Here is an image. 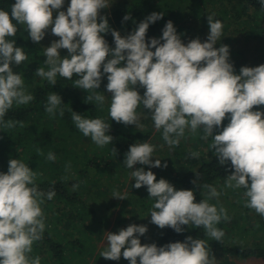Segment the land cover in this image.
I'll use <instances>...</instances> for the list:
<instances>
[{"label": "clouds", "instance_id": "1", "mask_svg": "<svg viewBox=\"0 0 264 264\" xmlns=\"http://www.w3.org/2000/svg\"><path fill=\"white\" fill-rule=\"evenodd\" d=\"M65 0H15L11 12L0 9V126L12 129L22 122L4 120L13 107L27 105L34 97L25 88L22 76L13 70L27 59L22 47L16 46L14 37L17 25L26 26L31 40L39 43L46 30L59 37L44 48V67L35 75L57 83L56 77L74 81V86L89 93L85 102L95 101L103 106L105 96L100 89L107 75V91L111 93L108 115L111 120L125 125L139 123L138 107L142 104L151 112L156 129H163V139L169 146H177L185 131L195 134L202 129V139L212 138L211 148L220 165L231 162L234 169L225 179V187L245 189L242 192L244 206L264 217V111L253 110L264 105V64L256 67L242 66L235 73L230 63L228 45L214 47L222 35L223 24L207 16L209 33L205 42L200 38L182 42L176 28L169 20L162 29V36L146 42L149 25L162 19V13H152L127 36L111 29L106 16L100 10L108 8V0H70L67 11L60 10ZM264 7V0H260ZM54 11H58L53 19ZM131 19L129 15L123 18ZM15 21V23H13ZM111 32L115 47L111 48L104 35ZM163 41V42H161ZM61 49L68 55L61 57ZM152 49H155L154 51ZM110 57V58H109ZM102 69V71H101ZM145 89L143 96L136 86ZM62 98L53 92L47 96L45 111L55 118ZM75 126L84 136H90L99 147L113 140L109 135L111 125L101 118H85L71 110ZM229 122L224 126L225 119ZM216 129H221L218 133ZM114 151H117L116 149ZM154 146L148 142L130 146L124 163L129 169L137 163L151 167H167L161 161H152ZM39 155L44 153L37 149ZM193 158L199 153L192 152ZM48 161H55L53 152ZM67 170V166H66ZM135 188L147 187L155 203L150 210L151 223L159 228H172L177 233L184 225H194L205 230L215 241H221L224 232L216 225L230 221L227 209L210 204L220 192L208 184L198 185L206 189L205 198L197 203L193 190H177L164 178L143 167L132 171ZM37 172L20 159H10L8 171L0 172V264H41V257H32L33 245L44 237L45 216L41 205L52 200L56 191L44 192L36 184ZM193 180V184H197ZM79 187L72 185L73 190ZM113 197L126 199L114 191ZM148 231L145 225L131 224L109 232L107 248L101 253L106 260H120L130 264H217L209 255L203 239L188 236L184 242H170L158 247L155 243L141 244L139 236ZM123 250V251H122Z\"/></svg>", "mask_w": 264, "mask_h": 264}, {"label": "trees", "instance_id": "2", "mask_svg": "<svg viewBox=\"0 0 264 264\" xmlns=\"http://www.w3.org/2000/svg\"><path fill=\"white\" fill-rule=\"evenodd\" d=\"M14 3L15 0H0V9L10 13ZM208 3L213 9L210 10ZM187 6L189 13L184 12ZM154 12L162 13L163 17L149 25L146 33L148 43L151 38L159 39L162 36V29L169 20L173 22L178 35H182L183 31L184 34L195 39L196 36H201V33L193 28L190 19L209 27L208 15H213L214 19L220 20L226 28L229 27L227 26L228 19L230 23L237 24L250 39L264 41V7L261 6L260 0H124L113 2L110 10L108 8L100 10V15L106 16L110 28L119 31L124 37ZM125 15H129L131 19L125 21L123 19ZM185 21H190L189 28L185 27L187 25ZM17 29L16 35L8 39L15 40L16 46L23 48L27 59L19 66L13 65V70L22 76L27 92L33 95L34 99L27 105L16 106L14 104L6 113L5 121L9 119L20 121L23 126L17 124L12 129L0 126V137L6 138L5 141L0 140V154L6 156L5 159L8 160L7 154L11 152L9 147L16 144L18 149H14V154L17 157H24L25 163L34 166L36 171H44L42 173L50 178V180L36 181L39 189L47 192L54 187L56 191L52 200L45 199L44 204L41 205L46 227L43 239L33 245V252L30 254L32 257L40 256L41 264H84L87 259H90V255L94 254L91 247L95 245L89 243L96 242L100 233L104 232L103 230L97 233L100 230L97 225L99 223L93 220L97 212L86 200L89 192L99 191V189H94L95 181L91 175L103 182L104 191L111 190L109 181L123 180L130 186V192L133 193L132 202H135L138 208L141 206V208H146L150 202L152 204L155 200L150 198L146 186L139 189L133 186L135 180L131 175L132 171L143 167L145 171L151 170L156 175L157 181L164 178L177 190H193L194 202L197 203L205 198L207 191L198 185L208 184L216 187L221 194L209 203L222 205L231 217L230 221L221 220L216 225L224 232L221 241H215L206 236L203 227L195 228L194 225H184V231L177 233L170 227L161 229L154 224L156 230L148 244L155 243L160 247L170 242H184L188 236H191L194 239L205 240L209 253L219 250L226 255L243 260L264 258V217L244 206L241 194L245 189L234 190L225 187V179L234 172V169L230 161L223 166L219 164L210 146L212 141L201 138L202 129H198L195 134L186 130L185 135L180 138L179 145L172 147L163 139V129L158 130L155 126H145L146 120L140 123L143 125L142 128L111 120L108 115L111 93L106 88L107 75H104L100 89L95 90L105 96L103 106L95 101L86 103L85 100L89 93L74 86V81L79 79L78 76L74 75L71 80H68L58 74L57 83L53 86L47 80L35 75L39 67L48 70L45 64L44 46L42 41L35 43L31 40L26 26L17 25ZM102 35L109 46L114 48L115 43L111 32ZM200 40L201 42L206 41L201 38ZM262 49L264 50V47ZM241 57L245 59V55ZM237 63L234 64L235 73L240 74V69L245 64ZM136 90L143 96L145 89L137 85ZM53 92L62 98L60 105L64 109L62 117L59 111L55 118L45 111L47 96ZM262 106L257 110L263 111ZM71 110L85 118H101L110 124L108 134L113 136V140L104 147L97 146L90 136H84L75 126L71 118ZM142 111L146 115H151L148 109L140 105L137 112ZM12 130L15 131L12 132ZM18 130L22 132L18 133ZM155 137L159 138V144H154ZM189 140H193L194 144L187 148L186 142ZM84 141H87V147L83 151L84 145L82 144L81 149L80 145ZM144 142L154 144V155L152 154L151 159L153 162L159 159L161 165L167 164L166 168L163 166L145 168L146 165L139 163L134 165L133 169L127 168L124 160L130 146ZM37 149L44 154L39 155ZM115 149L117 151H114ZM49 152L56 155L55 161L46 159ZM192 152L199 153V156L193 158L190 155ZM30 153L34 154L33 158L26 155ZM197 175L199 176L198 182L193 184L192 181L197 180ZM75 183H78L79 187L73 190L72 185ZM139 193L141 197L138 196ZM221 196L224 201L220 200ZM138 208L133 214L135 219L139 218ZM115 219L121 225L125 221L124 214L120 212ZM236 231L240 234H233ZM234 235L252 237L253 243L249 245L248 242L244 244L232 242ZM100 259V256H97L96 261H101ZM120 260L125 264H130L123 256Z\"/></svg>", "mask_w": 264, "mask_h": 264}, {"label": "rangeland", "instance_id": "3", "mask_svg": "<svg viewBox=\"0 0 264 264\" xmlns=\"http://www.w3.org/2000/svg\"><path fill=\"white\" fill-rule=\"evenodd\" d=\"M116 1H124V0H108V3L110 5L108 7V10L112 8L113 2H116ZM69 4H70V0H65L64 5L62 9L60 10H63L66 12ZM208 6L210 10L213 9L211 8L210 3H208ZM184 12L189 13L188 6L184 8ZM56 15H58V11H54L53 19H55ZM190 21L192 23L193 28L196 31L201 33V36H196L195 38L200 37L202 40H206L208 33H209V27L204 26L202 23L194 19H190ZM190 21H185V23H187V25L185 26L186 28L187 27L189 28ZM227 23H228L227 26L229 27L222 28V35L214 47L219 48L221 45H228L229 50H230L229 60H230V63H232L233 65L236 64L237 62L240 64H245V66H248V67H256V66L264 64V60H262V58H264V50L262 49L264 47V41L254 40L252 38L250 39L246 35V33L241 31L240 27H238L237 24L230 23L228 19H227ZM183 27L184 26H182V28ZM178 29L180 28L178 27ZM181 33H182V35H180L181 40L183 43H185V45L190 40L194 39L192 36L189 37L186 34H184L183 31ZM58 39L59 37L52 35L51 28H49L48 30H46V35H45V38L42 40V44L44 48H46L51 45L52 41L58 40ZM59 51H60L61 57L68 55V51L66 49H61ZM242 55H245V59L241 57ZM254 108H256L257 110L258 108L260 109L261 107L257 106ZM262 110L264 111V105L262 106ZM137 114L140 117L139 123L145 122L146 120L145 126L149 125L148 127H151V126L154 127V122L151 119V115L149 114L146 115L143 113V111L139 113L137 112ZM228 122L229 120L226 118L223 122L224 126H226ZM220 130L221 129H216V132L218 133ZM14 131L15 130H12V132ZM17 132L21 133L22 130H18ZM5 139L6 138L4 136L0 137L1 141L2 140L5 141ZM207 140L212 141V138L209 137ZM159 142H160L159 138L155 137L154 144H159ZM186 143L188 146L187 148H190V145L194 144L193 140L191 141L189 140ZM82 144L84 145V147L82 146ZM81 147H83V151H84L85 148L87 147V141H84V143L81 142L80 149ZM14 149L16 150L18 149L16 144H13L9 147V151L11 152L7 154L8 160L5 159L6 156H3L2 154H0V172L6 173L8 171L10 159H20L22 162L25 163L26 159H24V157H17L16 154H14V151H15ZM26 155L29 156V158H33L34 156V154L32 153L26 154ZM28 166L30 167L31 170L36 171L35 167L32 166L31 164H29ZM147 167L153 168L150 165L145 166V168ZM36 172H37L36 181H39V180L44 181V179L50 180V178L46 174L42 173L44 171L38 170ZM91 177L95 181L94 189H97V190L99 189V191L89 192V194H87L86 200H88L89 203H91V206L93 205V207L95 208V211L97 212V216H95L93 219L95 220L96 223H99L97 225L100 230L97 233H100L101 231L103 232V230L104 232L100 233V236L99 238L97 237L98 239L96 240V242L92 241L89 243L90 245H95V247H91L93 249L94 254L90 255V259H87L84 264H125L121 260H118V261L106 260L101 256V253L105 251L107 248V235L109 232L118 233L119 229L126 228L127 226L131 224L145 225L147 226V229H148L146 234L144 236H139V234H136V235L140 239L142 245L148 244L150 240L152 239L154 232L156 230L154 227V224L151 223V217H150V210L152 209V206L155 203V201L152 202V204L150 202L146 206V208H141L142 206L138 208V205L135 204V202H132L133 193L130 192V189H129L130 186L125 184L123 180L112 181V182L109 181L108 184L111 183V190L104 191L102 187L103 182H100V179H96L94 175L93 176L91 175ZM114 191L119 192L120 195L125 197L126 199H118V198L113 197ZM138 196L141 197L142 196L141 193H139ZM220 200L224 201L222 196ZM137 208H138L137 216H139V218L135 219L133 218V214H135V212L137 211L136 210ZM120 212L121 214H124V217H125V221H123L121 225H119L117 223V219H115V217L118 214H120ZM233 234H240V233L236 231V232H233ZM240 237L239 236L233 237L232 242H237L238 244H244L248 242L247 244L252 245L253 243L252 237L247 238L245 235H242ZM209 255L210 257L213 255L215 256L217 260V264H264V258H251L249 260H243L238 257H231L229 255H226L219 250L211 251ZM97 256H100L101 261H96Z\"/></svg>", "mask_w": 264, "mask_h": 264}]
</instances>
